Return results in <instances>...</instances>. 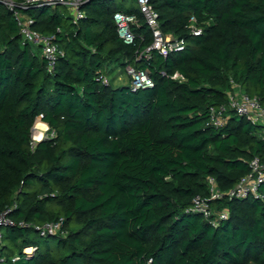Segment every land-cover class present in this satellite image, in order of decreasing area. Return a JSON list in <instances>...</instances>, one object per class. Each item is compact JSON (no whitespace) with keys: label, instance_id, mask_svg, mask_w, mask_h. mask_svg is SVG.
Here are the masks:
<instances>
[{"label":"trees","instance_id":"16d2710c","mask_svg":"<svg viewBox=\"0 0 264 264\" xmlns=\"http://www.w3.org/2000/svg\"><path fill=\"white\" fill-rule=\"evenodd\" d=\"M13 1L64 55L49 69L0 0V213L15 223L0 264H264V183L212 201L227 218L192 210L208 176L228 190L253 158L264 162L263 126L234 113L209 123L233 84L264 105V0H149L162 31L185 40L167 55L146 52L153 35L137 0H85L77 22ZM118 12L138 18L131 43ZM128 65L153 86L103 81ZM40 114L47 136L35 142ZM53 220L61 231L41 236L36 227Z\"/></svg>","mask_w":264,"mask_h":264},{"label":"built area","instance_id":"2783aa9c","mask_svg":"<svg viewBox=\"0 0 264 264\" xmlns=\"http://www.w3.org/2000/svg\"><path fill=\"white\" fill-rule=\"evenodd\" d=\"M2 1L11 10L15 11V17L18 21L23 41L32 43L35 46H40L43 56L48 61L49 69H52L58 58L64 55L63 50L53 41V37L45 36L33 30L31 27L33 18L15 10L16 3L13 0ZM84 2L85 0H23L21 6L47 5L53 8H65L71 12L74 22H77L78 19L84 15V12L81 9ZM137 3L153 35V43L147 48L146 52L153 49L159 51L163 55H167L172 51L183 50L186 45L185 40L175 37L172 34H165L162 31L158 14L149 3V0H137ZM137 20L138 18L135 14L124 12H118L115 14L118 33L127 43L134 41L135 34L133 31V25L136 24ZM190 30L193 35H198L202 32V29L196 25L195 17H192ZM126 74L130 77V85L133 90L150 87L154 84L147 70L137 68L134 65H128L126 67ZM103 81L108 83V77H105ZM232 113L245 117L253 124H258L264 127V105L262 104L260 97L244 92L238 84H233L232 88L227 92L226 103L210 106L209 123L215 127H222L228 122ZM42 118L43 114H40L34 127L39 121H42ZM262 137L264 139V135ZM250 169L251 171L247 175L242 177L228 190H221L216 178L208 176L207 183L209 195L194 197L192 210L202 212L206 218L210 219L213 214H217L220 219L227 218L228 211L226 209L215 210V208L211 206V202L224 197L230 199L243 198L250 194H257L259 186L264 183V162L259 157H255L250 161ZM14 225L15 223L13 220L8 217V211L0 213V243L3 240L2 228ZM19 225L25 226V223L21 222ZM61 228L62 220L47 221L36 227L41 236L57 234L61 231ZM33 249L34 248H32V250ZM17 259L18 257L16 256L13 258V261ZM1 262L2 257L0 255V263Z\"/></svg>","mask_w":264,"mask_h":264},{"label":"rangeland","instance_id":"374dc122","mask_svg":"<svg viewBox=\"0 0 264 264\" xmlns=\"http://www.w3.org/2000/svg\"><path fill=\"white\" fill-rule=\"evenodd\" d=\"M67 16L71 15V12L66 10L65 8L62 9ZM108 81H110V83L112 84L113 87H119V86H124V85H130V77L125 73V71L123 70H116L113 74H111L108 77ZM42 122V121H41ZM47 130L46 129L44 131V133L42 134V137L39 139L37 138L36 135V131L35 129H33V138L35 141L41 140L43 138H45L47 136ZM2 232L5 233L6 232V227L2 228ZM2 242L0 243V247L2 246ZM26 252H32V248L30 247H26Z\"/></svg>","mask_w":264,"mask_h":264},{"label":"bare ground","instance_id":"6f19581e","mask_svg":"<svg viewBox=\"0 0 264 264\" xmlns=\"http://www.w3.org/2000/svg\"><path fill=\"white\" fill-rule=\"evenodd\" d=\"M48 128V125L42 123L41 121H39L37 123V125L34 127L35 131H36V137L37 138H41L42 134L44 133V131Z\"/></svg>","mask_w":264,"mask_h":264},{"label":"crops","instance_id":"0c3cea01","mask_svg":"<svg viewBox=\"0 0 264 264\" xmlns=\"http://www.w3.org/2000/svg\"><path fill=\"white\" fill-rule=\"evenodd\" d=\"M43 123V122H42ZM45 124V123H44Z\"/></svg>","mask_w":264,"mask_h":264}]
</instances>
